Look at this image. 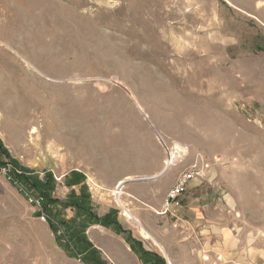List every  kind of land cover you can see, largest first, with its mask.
<instances>
[{
    "label": "rangeland",
    "instance_id": "rangeland-1",
    "mask_svg": "<svg viewBox=\"0 0 264 264\" xmlns=\"http://www.w3.org/2000/svg\"><path fill=\"white\" fill-rule=\"evenodd\" d=\"M261 15L262 23L234 0H0L1 147L40 179L50 172L61 200L84 183L96 214L124 231L85 228L101 264H145L140 251L164 264H264L263 42L247 67V20L264 32ZM197 154L205 179L191 182L182 201L208 220L191 215L176 226V217L161 219L123 193L155 234L138 215L137 230L110 189L161 167L157 188L167 189ZM73 172L82 181L65 184ZM10 180L0 175V264H94L65 238L57 242Z\"/></svg>",
    "mask_w": 264,
    "mask_h": 264
},
{
    "label": "trees",
    "instance_id": "trees-1",
    "mask_svg": "<svg viewBox=\"0 0 264 264\" xmlns=\"http://www.w3.org/2000/svg\"><path fill=\"white\" fill-rule=\"evenodd\" d=\"M0 151L3 154L2 158L0 154V164L7 162L10 164V177L11 184H13L19 192L32 198V204L38 202L39 209L36 210L37 216H43L49 225L51 231L57 236V242H68V244H74L76 250L79 253L86 254L88 258L95 264L98 261L102 263L97 255L98 251L92 243L87 239L85 234V228L91 224L99 223L103 226L111 228V230H117L124 233L119 224L113 220V217L109 214L98 216L94 211L91 203V196L85 191L84 183L80 185L79 190L83 192L76 193L77 191H71L66 199L61 200L55 196H52L54 179L50 172L44 171L43 178L38 177V173L32 170H28L21 166L18 162L8 156V153L1 147ZM6 159V160H4ZM83 179L81 174L75 172L70 173L65 177V184L73 185L80 183ZM70 208L74 211V216L71 219H66L62 216V210L64 208ZM79 219L78 221L76 220ZM126 241L130 243L131 248L137 251V247L133 244V241L128 237ZM74 248V247H73ZM142 252V253H141ZM144 258H140L145 264L152 263L164 264L162 258H158L153 253L140 251ZM154 257V258H149Z\"/></svg>",
    "mask_w": 264,
    "mask_h": 264
},
{
    "label": "crops",
    "instance_id": "crops-1",
    "mask_svg": "<svg viewBox=\"0 0 264 264\" xmlns=\"http://www.w3.org/2000/svg\"><path fill=\"white\" fill-rule=\"evenodd\" d=\"M234 1H238V2L242 1V6L247 10V12L249 14L255 15V16H253V17H255L254 19H257L261 23L263 22L260 19H258L257 17L263 18L262 17L263 15H261V14L264 13V0H234ZM235 4H237V3H235ZM239 5L240 4H237V6H239ZM248 22H249V20H247V67L249 66V61L251 60V56L255 52V49H253V48H255V46H257V44L260 45L262 42L264 43V32H261L260 28L257 26V23L253 22V21L250 23L255 25L254 30L250 29L251 27L249 26ZM234 45H236V44H234ZM164 168L165 167H161L159 169L160 174H161L160 171L163 170ZM159 173H156V175L154 174L152 176H149V179H147L146 181L145 180H139L141 182L132 183L130 186H123L122 187L123 193H125L126 195L130 194L131 196L134 195V197L144 199L146 202H148L149 204L152 205V208L155 211H158L161 208V205L163 203V200L166 196L168 189L170 188V187H168L167 189H164V190L157 188L156 182H157L158 178L160 177ZM138 185H145V187L148 188V189L145 188V189H147L146 192H148V193H146L144 191L142 193L143 195L138 193V191H137L138 187H139ZM124 188L127 189L128 191H126ZM183 196L181 199V206L177 209L175 216L166 214V215H161L159 217L161 219L162 218L164 219V217H166V216L176 217V220L178 221L176 226H180V227L185 226V221H186L185 219H187V217H188V219L191 218L190 217L191 215H193L195 217H203V220L204 219L208 220L207 217H205L206 214L204 213V211H202V209L200 210L199 207H193L192 209H193L194 214H191L190 213V210H191L190 206L193 205L195 202L193 200H187L185 203H183V201H182ZM184 204H185V206H183ZM189 208H190V210H189ZM136 215H138L140 217L141 223L143 224L145 229L148 230L151 235L155 234V228L153 227V225L149 222V220L147 218V212L141 211L138 209L136 212ZM195 220L198 221L201 219L195 218ZM179 221L181 223L183 222L184 224H180ZM178 224H180V225H178ZM214 229H215V231H217L218 234H220V231H222V228H220L218 226ZM167 230H169V229L166 228L165 231H167ZM181 230H182V228H181ZM204 232H205V230H204ZM162 244L167 250L169 249L168 246L166 245V243H162ZM127 246L128 245L126 244V249H130ZM168 254H170V252H168Z\"/></svg>",
    "mask_w": 264,
    "mask_h": 264
},
{
    "label": "built area",
    "instance_id": "built-area-1",
    "mask_svg": "<svg viewBox=\"0 0 264 264\" xmlns=\"http://www.w3.org/2000/svg\"><path fill=\"white\" fill-rule=\"evenodd\" d=\"M206 167L207 165L205 164L203 156L197 154L194 162L187 169L182 170L176 177L174 184L166 193L161 208L155 212L159 215L168 214L175 216L177 209L181 206L182 196L190 187L191 182L196 180L204 181ZM0 175L9 179L10 165L8 163L0 164ZM29 201L32 202V198H29ZM36 204L38 206L37 201Z\"/></svg>",
    "mask_w": 264,
    "mask_h": 264
},
{
    "label": "bare ground",
    "instance_id": "bare-ground-1",
    "mask_svg": "<svg viewBox=\"0 0 264 264\" xmlns=\"http://www.w3.org/2000/svg\"><path fill=\"white\" fill-rule=\"evenodd\" d=\"M25 63V65L27 66V67H33V65L31 64V63H29L28 61H25L24 62ZM33 68H35V67H33ZM36 69V68H35ZM37 70V69H36ZM39 71V70H38ZM50 78V77H49ZM36 132V128L35 127H32V129L30 130V134H33V133H35ZM30 138V137H29ZM133 179V177L132 176H126V177H124V178H122V179H119V181L115 184V186L114 187H112L111 189H110V193H111V195H113L114 196V198H115V200H116V202H117V204L119 205V207L121 208V210H122V213H123V215L125 216V218H127V220L137 229V230H140V231H142L143 230V227H142V224L140 223V221H139V219H138V217L135 215V214H133L130 210H129V208L126 206V204L121 200V194L123 193V186H124V184H125V182L127 181V180H132ZM89 181H91V184L94 186V187H98V185H97V183L91 178V177H89ZM100 187V186H99ZM130 195V194H129ZM131 196V195H130ZM132 196H134V195H132ZM135 198V197H134ZM145 203V202H144ZM148 205V204H147ZM158 248H159V250L160 251H162V252H164V254H166V252L164 251V249H163V246L161 245V244H159V246H158ZM166 256V255H165ZM168 263L170 264V261L168 260Z\"/></svg>",
    "mask_w": 264,
    "mask_h": 264
},
{
    "label": "water",
    "instance_id": "water-1",
    "mask_svg": "<svg viewBox=\"0 0 264 264\" xmlns=\"http://www.w3.org/2000/svg\"><path fill=\"white\" fill-rule=\"evenodd\" d=\"M147 179H149V177L139 178V180H147Z\"/></svg>",
    "mask_w": 264,
    "mask_h": 264
},
{
    "label": "snow or ice",
    "instance_id": "snow-or-ice-1",
    "mask_svg": "<svg viewBox=\"0 0 264 264\" xmlns=\"http://www.w3.org/2000/svg\"><path fill=\"white\" fill-rule=\"evenodd\" d=\"M207 258V257H206Z\"/></svg>",
    "mask_w": 264,
    "mask_h": 264
}]
</instances>
